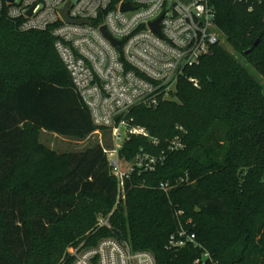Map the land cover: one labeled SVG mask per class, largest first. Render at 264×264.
Wrapping results in <instances>:
<instances>
[{"label":"trees","instance_id":"16d2710c","mask_svg":"<svg viewBox=\"0 0 264 264\" xmlns=\"http://www.w3.org/2000/svg\"><path fill=\"white\" fill-rule=\"evenodd\" d=\"M214 4L229 46L264 75V6ZM54 43L50 30L24 32L0 18V264H73L70 247L105 237L151 252L157 264H192L200 247L168 248L177 210L216 264H264V86L248 67L217 45L186 69L173 100L131 112L159 144L133 136L124 158L159 153L179 127L185 148L133 174L116 207L103 146L58 153L40 142L41 130L77 139L97 130ZM162 182L177 186L165 192ZM108 215L111 227L99 228Z\"/></svg>","mask_w":264,"mask_h":264},{"label":"built area","instance_id":"2783aa9c","mask_svg":"<svg viewBox=\"0 0 264 264\" xmlns=\"http://www.w3.org/2000/svg\"><path fill=\"white\" fill-rule=\"evenodd\" d=\"M236 1L249 12L264 6V0ZM128 2L132 8L124 11ZM1 17L19 22L24 32L51 31L55 48L89 108L97 127L94 133L110 134L111 146L103 148L118 182L116 207L125 201L126 183L133 174L154 172L169 154L185 148L186 131L179 127L181 133L159 153L142 149L132 160L122 156L133 136L159 144L146 128L134 124L131 112L138 106L156 108L173 100L186 69L221 45L224 33L215 22L214 0H0ZM157 20L160 32L151 25ZM175 186L162 182L159 187L168 192ZM183 213L176 211L179 228L170 236L168 248L180 250L192 244L202 249L192 264H216L197 241L192 219H187V226L180 221ZM98 227H111L110 216L100 217ZM68 252L73 264H157L151 252L114 237L102 238L94 246H72Z\"/></svg>","mask_w":264,"mask_h":264},{"label":"rangeland","instance_id":"374dc122","mask_svg":"<svg viewBox=\"0 0 264 264\" xmlns=\"http://www.w3.org/2000/svg\"><path fill=\"white\" fill-rule=\"evenodd\" d=\"M221 46H223L237 61L246 65L254 78L264 86V75L261 72L257 71L252 65H247L245 59L231 46H229L225 36L223 38ZM109 135V132L100 131L99 133H93L84 139H77L74 137L61 136L53 132L41 130L39 139L41 143L57 151L58 153H69L85 151L97 145L108 148L111 146V139ZM125 201L122 203L124 204Z\"/></svg>","mask_w":264,"mask_h":264},{"label":"water","instance_id":"95a60500","mask_svg":"<svg viewBox=\"0 0 264 264\" xmlns=\"http://www.w3.org/2000/svg\"><path fill=\"white\" fill-rule=\"evenodd\" d=\"M130 8H132L130 2L125 3V4L123 5V7H122V9H123L124 11L129 10ZM62 13H63V15H64L65 18H66V9H64V10L62 11ZM159 21H160V20H157L156 22H154V23L151 24V25H152V28H153L156 32H160L159 25H158V24H159ZM103 31L107 34V36H108L109 38L112 39V37L106 32V30H105L104 27H103ZM113 41H114L115 44H118L117 41H115V40H113ZM259 42H260V38L256 40V42L254 43V46H257V45L259 44ZM251 51H252V49H249V50H247L245 53H246V54H249ZM198 211H200V209H198Z\"/></svg>","mask_w":264,"mask_h":264}]
</instances>
